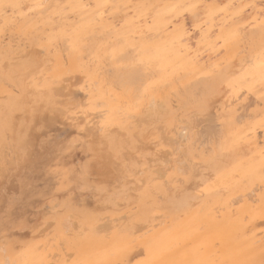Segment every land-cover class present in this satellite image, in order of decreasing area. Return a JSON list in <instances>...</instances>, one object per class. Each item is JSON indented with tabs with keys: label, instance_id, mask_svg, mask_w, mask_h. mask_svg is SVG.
<instances>
[{
	"label": "rangeland",
	"instance_id": "1",
	"mask_svg": "<svg viewBox=\"0 0 264 264\" xmlns=\"http://www.w3.org/2000/svg\"><path fill=\"white\" fill-rule=\"evenodd\" d=\"M263 141L264 0H0V264H264Z\"/></svg>",
	"mask_w": 264,
	"mask_h": 264
},
{
	"label": "bare ground",
	"instance_id": "2",
	"mask_svg": "<svg viewBox=\"0 0 264 264\" xmlns=\"http://www.w3.org/2000/svg\"><path fill=\"white\" fill-rule=\"evenodd\" d=\"M106 1V0H105ZM41 2V1H40ZM226 4V3H225ZM38 5V4H37ZM40 5V4H39ZM84 5V4H83ZM172 5H174V3L172 4ZM171 5V6H172ZM194 5V4H193ZM249 5V4H248ZM25 6V5H24ZM191 6V5H190ZM115 7V6H114ZM62 9V8H61ZM171 9H172V7H171ZM170 9V10H171ZM180 11V10H179ZM104 12V11H103ZM185 17H188V16H186L185 15ZM215 18V16L212 18V19H214ZM95 19V18H94ZM190 19V18H189ZM159 20V19H158ZM187 20V19H186ZM191 20V19H190ZM196 20V19H195ZM177 21V20H176ZM188 21V20H187ZM204 23H205V21H204ZM216 23V22H215ZM187 25H188V23H187ZM205 25V24H204ZM169 27V26H168ZM187 29V28H186ZM191 31H192V29H191ZM196 34H197V32H196ZM194 35V34H193ZM260 35V34H259ZM162 36V35H161ZM196 36V35H195ZM187 37V36H186ZM185 37V38H186ZM181 38H183V35H182V37ZM181 38H179L180 40H182ZM259 38V37H258ZM184 39V38H183ZM190 40H188V42H189ZM192 42V41H191ZM193 43V42H192ZM154 45V44H153ZM189 45H191L192 46V44H190L189 43ZM26 51H28V49H26ZM26 54V53H25ZM142 54H144V51H143V53ZM23 54H20V56H22ZM203 56V55H202ZM161 57V56H160ZM145 58V57H144ZM159 61H161V60H159ZM261 61V60H260ZM164 62V61H163ZM4 65V64H3ZM261 69H262V67H261ZM228 70V69H227ZM229 71V70H228ZM258 71V70H257ZM260 71V70H259ZM258 71V72H259ZM262 72V71H261ZM255 74V73H254ZM257 75V74H256ZM81 77L83 76V75H80ZM253 76H255V75H253ZM80 77V78H81ZM258 77H260V76H258ZM39 78V77H38ZM67 78H69V76L67 77ZM66 78V79H67ZM75 78V77H74ZM63 80V79H62ZM257 80V79H256ZM64 81V80H63ZM74 81H76V79L74 80ZM95 82V81H94ZM93 82V83H94ZM73 83V82H72ZM94 87V86H93ZM199 87V86H198ZM55 89V88H54ZM94 89V88H93ZM61 90H62V88H61ZM55 91V90H54ZM58 92H60V89H59V91ZM243 92V91H242ZM54 93V92H53ZM56 93V92H55ZM60 94V93H59ZM62 94V93H61ZM240 94V93H239ZM63 95V94H62ZM239 96V95H238ZM237 96V97H238ZM195 98V97H194ZM152 100V99H151ZM232 100V99H231ZM230 100V101H231ZM97 102H99V101H97ZM96 102V103H97ZM175 102V101H174ZM84 103V102H83ZM82 103V104H83ZM231 104V103H230ZM96 105V104H95ZM151 105H152V103H151ZM171 105H174V104H171ZM56 109H58V107H56ZM53 112H55V111H53ZM91 113V112H90ZM43 114V113H42ZM55 114H56V112H55ZM258 114V113H257ZM50 116V115H49ZM128 116H129V114H128ZM135 116V115H134ZM176 116V115H175ZM42 117V116H41ZM40 117V118H41ZM177 117V116H176ZM175 117V118H176ZM133 118H135V117H133ZM235 118V117H234ZM43 119V118H42ZM49 119V118H48ZM50 120H51V118H50ZM137 120V119H136ZM236 120V119H235ZM139 121V120H138ZM137 122V121H136ZM135 122V123H136ZM138 124V123H137ZM95 126H96V124H95ZM128 126V125H127ZM138 126V125H137ZM98 127V126H97ZM173 127V126H172ZM68 128V127H67ZM88 128H89V126H88ZM87 128V129H88ZM92 128V127H91ZM114 128V127H113ZM99 129V128H98ZM165 129V128H164ZM89 130V129H88ZM87 130V131H88ZM95 130V129H94ZM112 130H115V129H112ZM174 130V129H173ZM167 131H169V130H167ZM182 132V131H181ZM93 133V132H92ZM120 133H122V131L120 132ZM163 134H164V132H163ZM165 134H167L166 132H165ZM83 135V134H82ZM159 136H161V135H159ZM258 136V135H257ZM163 137V136H162ZM175 137V136H174ZM173 137V138H174ZM31 138V137H30ZM94 138L95 137H93V140H94ZM161 138V137H160ZM167 138V137H166ZM172 138V139H173ZM179 138V137H178ZM161 139H163V138H161ZM175 139V138H174ZM168 140V139H167ZM96 141V140H95ZM162 141V140H161ZM165 141V140H164ZM172 141H177L176 139L175 140H172ZM258 141V140H257ZM171 142V141H170ZM264 142V141H263ZM150 143V142H149ZM175 143V142H174ZM259 143V142H258ZM156 144V143H155ZM171 144H173V143H171ZM170 144V146H172ZM106 145V144H105ZM105 145H103V146H105ZM153 145H154V143H153ZM169 145V144H168ZM176 145V144H175ZM259 145V144H258ZM149 146V145H148ZM177 147V146H176ZM170 148H172L173 149V146L172 147H170ZM177 149V148H176ZM175 149H173V151H174ZM168 151V150H167ZM164 152V151H163ZM175 152V151H174ZM173 152V153H174ZM166 153V152H165ZM168 153H170L169 151H168ZM178 153H179V150H178ZM40 155V154H39ZM102 155V154H101ZM196 155V154H195ZM164 156V155H163ZM162 156V157H163ZM197 156V155H196ZM163 159H165V156H164V158ZM167 159H169V158H167ZM166 160V159H165ZM170 160V159H169ZM169 160H167V161H169ZM181 160H183V159H181ZM166 162V161H165ZM169 162H171V161H169ZM176 162V161H175ZM182 162H184V161H182ZM10 163V162H9ZM91 163V162H90ZM100 163V162H99ZM177 163H180V161L179 162H177ZM87 164V163H86ZM98 164V163H97ZM184 164V163H183ZM182 164V165H183ZM181 165V166H182ZM185 165V164H184ZM14 166V165H13ZM157 166H158V164H157ZM167 166V165H166ZM176 166H178V165H176ZM94 167V166H93ZM185 167H186V165H185ZM101 168V167H100ZM157 168H159V167H157ZM160 168H162V167H160ZM169 168V167H168ZM168 168H166V169H168ZM171 168V167H170ZM177 168V167H176ZM175 168V170H178V171H180L178 168L176 169ZM187 168V167H186ZM102 169V168H101ZM104 169H105V167H104ZM262 169H263V167H262ZM97 170V169H96ZM95 170V171H96ZM163 170V169H162ZM165 170V169H164ZM94 171V172H95ZM138 171H139V169H138ZM182 171V170H181ZM111 172V171H110ZM141 172V171H140ZM139 172V173H140ZM183 172H184V169H183ZM186 172V171H185ZM263 172H264V169H263ZM105 173V172H104ZM134 173V172H133ZM182 173V172H181ZM15 174H16V172H15ZM264 175V174H263ZM89 179V178H88ZM154 179V178H153ZM159 179H162V178H159ZM171 179V178H170ZM11 180V179H10ZM90 180V179H89ZM143 180V179H142ZM101 181V180H100ZM112 181V180H111ZM110 181V182H111ZM118 181V180H117ZM144 181V180H143ZM164 181V180H163ZM162 181V182H163ZM168 182V181H167ZM182 183V182H181ZM256 183V182H255ZM255 183H254V185H255ZM165 185V184H164ZM7 186H9V185H7ZM14 186H16V185H14ZM108 186V185H107ZM114 186V185H113ZM256 186V185H255ZM167 187V186H166ZM75 188H76V192H81L82 190H96V191H99V189L97 188H94L91 184L90 185H88L87 183H83V182H80V183H78V184H76V186H75ZM138 188V187H137ZM168 188V187H167ZM252 188H254L253 186H252ZM166 189V188H165ZM180 190V189H179ZM251 191H252V189H251ZM93 192H95V191H93ZM153 192V191H152ZM260 192V191H259ZM91 193V192H90ZM151 193V192H150ZM169 193V192H168ZM167 193V194H168ZM83 194H85V193H83ZM94 194V193H93ZM130 194H132V192L130 193ZM134 194V193H133ZM246 194V193H245ZM251 194H253V192H251ZM135 195V194H134ZM237 195H239V194H237ZM244 195V194H243ZM3 195H2V193H1V196L0 197H2ZM105 196V195H104ZM241 196V195H240ZM239 196V197H240ZM247 196H249V194L248 195H246V197ZM4 197V196H3ZM196 197V194H194L193 192H191V191H183V192H180V193H178L176 196H174L173 198H171V200H170V202H169V207H168V211L170 212V213H173V212H176V211H179V210H182V209H185L188 205H189V202H191L194 198ZM236 197V196H235ZM235 197H233L232 199L234 200V198ZM250 197V196H249ZM161 199H162V197H161ZM255 198H253V200H254ZM157 200V199H156ZM209 200V199H208ZM232 200V201H233ZM251 200V199H250ZM196 202H198V201H196ZM196 202H194V203H196ZM45 203V202H44ZM193 203V204H194ZM234 203V202H233ZM229 204V203H228ZM119 209V208H118ZM232 209V208H231ZM230 209V210H231ZM222 210V209H221ZM232 211V210H231ZM123 215H120V216H123V217H126V215L124 216V213H122ZM218 215V214H217ZM68 216V215H67ZM160 216V215H159ZM104 217V216H103ZM128 217V216H127ZM155 217V216H154ZM161 217H163V216H161ZM66 219H67V217H65ZM98 218V217H97ZM107 218V217H106ZM106 218H105V222H107L106 221ZM114 218V217H113ZM118 218V217H117ZM120 218V217H119ZM122 218V217H121ZM125 219V218H124ZM65 220V219H64ZM108 220V219H107ZM161 220V219H160ZM72 222H74V221H71L70 223H72ZM103 222V221H102ZM108 222H109V220H108ZM160 222V221H159ZM162 222V221H161ZM47 223V222H46ZM49 224H50V222H48ZM47 223V224H48ZM53 223V222H52ZM62 223V222H61ZM70 223L69 222H67V224H69L70 225ZM104 223V222H103ZM38 224V223H37ZM66 224V225H67ZM74 224V223H73ZM100 224V223H99ZM99 224H97V225H99ZM157 224V223H156ZM63 225H65L64 224V222H63ZM65 225V226H66ZM97 225H96V227H94V228H96V229H98L97 228ZM101 225H104V224H101ZM100 225V226H101ZM109 225V224H108ZM153 225V224H152ZM46 226V225H45ZM64 226V228H67V227H65ZM100 226H99V228H100ZM261 226V225H260ZM47 227V226H46ZM72 227H73V225H72ZM74 227H75V225H74ZM73 227V228H74ZM104 227V226H103ZM102 227V228H103ZM108 227V226H107ZM142 227H145V226H142ZM135 228V227H134ZM137 228V227H136ZM33 229V228H32ZM84 229V228H83ZM104 229H107V228H104ZM103 229V230H104ZM138 229V228H137ZM136 229V230H137ZM140 229H141V226H140ZM42 230V229H41ZM65 230V229H64ZM63 230V231H64ZM101 229H99V231H100ZM102 230V231H103ZM138 231H139V229H138ZM29 232V231H28ZM40 232V231H39ZM43 232V231H42ZM14 233H15V230H14ZM134 233V232H133ZM258 233V232H257ZM11 234H13V233H11ZM8 235V234H7ZM37 235V234H36ZM38 236V235H37ZM52 245V244H51ZM135 246V245H134ZM230 246V245H229ZM237 247V246H236ZM2 248V247H1ZM0 248V249H1ZM230 248V247H229ZM138 249H141V248H138ZM2 251H3V249H2ZM136 251V250H135ZM140 252V251H139ZM142 252V251H141ZM231 252V251H230ZM232 253V252H231ZM234 253V252H233ZM55 254V253H54ZM47 256V255H46ZM68 256H69V253H68ZM51 257V256H50ZM130 257V256H129Z\"/></svg>",
	"mask_w": 264,
	"mask_h": 264
},
{
	"label": "crops",
	"instance_id": "3",
	"mask_svg": "<svg viewBox=\"0 0 264 264\" xmlns=\"http://www.w3.org/2000/svg\"><path fill=\"white\" fill-rule=\"evenodd\" d=\"M68 175L66 177L67 182L70 183L71 181L74 180V169H72V171H67ZM11 179V178H10ZM9 179V186H11L12 184L16 185L14 187H18V191L15 192H11L7 190L6 195H4L5 197H3L1 199V204L2 206H6V208L4 210L3 214H0V225L3 227L5 226L8 216H10L11 213H16V210L14 209L12 211V209L19 204L21 201H23L26 197V186L28 183H30L32 181V176L30 172L27 171H21L19 173H17V175L10 180ZM63 183H64V179H63ZM73 188V186H72ZM20 189V190H19ZM74 194V198L75 196H77L78 194H76L75 192H73ZM12 211V212H11ZM9 221H12V219L10 218ZM1 229V228H0Z\"/></svg>",
	"mask_w": 264,
	"mask_h": 264
}]
</instances>
